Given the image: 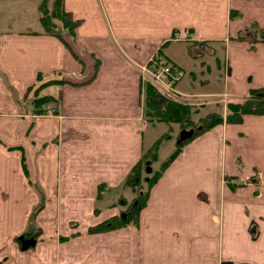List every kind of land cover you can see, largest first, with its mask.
<instances>
[{"label": "crops", "instance_id": "0c3cea01", "mask_svg": "<svg viewBox=\"0 0 264 264\" xmlns=\"http://www.w3.org/2000/svg\"><path fill=\"white\" fill-rule=\"evenodd\" d=\"M42 2L0 0V264H264V115L187 143L138 226L90 232L137 197L144 154L161 139L146 180L187 133L149 116L144 66L161 55L188 75L166 104L226 116L264 89V0H63L79 25L57 34ZM52 80L38 114L30 87Z\"/></svg>", "mask_w": 264, "mask_h": 264}, {"label": "trees", "instance_id": "16d2710c", "mask_svg": "<svg viewBox=\"0 0 264 264\" xmlns=\"http://www.w3.org/2000/svg\"><path fill=\"white\" fill-rule=\"evenodd\" d=\"M50 0H43L40 10L42 12L41 22L45 30L49 33H59L57 31V25L54 20H59L62 22L64 29L69 30L70 32H75L79 21H74L69 13L64 10L63 0H55L53 7L50 9L48 3ZM43 76H40L38 80L41 81ZM61 80H52L44 82L41 84H35L30 87V93L27 98L30 96L33 98L32 102L37 107L40 108L38 114H43L41 108L46 104L53 102L55 99L52 97H39L40 91L47 85L54 83H61ZM32 89V90H31ZM148 106L151 108L150 113L155 118V120L166 122V123H178L184 129H189L192 131L191 137L186 140H183L178 143L177 149L175 152L161 165L159 171H155L152 177L148 180L147 190L141 191L138 193L134 201L129 205L126 212L121 215L115 216L98 226L90 229L91 233L99 232H109L116 230L118 228L125 227L130 224L138 226L140 223L141 212L148 205L149 197L152 188L157 184L159 179L162 177L166 169L171 165V163L178 157L181 153L182 148L192 142L198 136L212 130L219 124L230 123V122H240L242 121L245 115H264V89H257L250 91L249 95L241 102H230L227 105L228 113L226 116L218 113H211L207 116L194 121L192 111L187 106L178 105L175 102H169L165 105H160L155 97V93L151 88H148L147 92ZM149 114V111H148ZM150 114L149 116L152 117ZM152 117V119H154ZM161 144V139L154 144V146L144 154L141 161L133 168L130 175L126 180V184L132 186L134 189L141 188L143 181V172L148 169L149 166L154 164L158 160V151ZM35 213L33 215V218ZM30 239L33 234H26ZM20 237L16 240L21 244ZM231 264V263H224Z\"/></svg>", "mask_w": 264, "mask_h": 264}, {"label": "built area", "instance_id": "2783aa9c", "mask_svg": "<svg viewBox=\"0 0 264 264\" xmlns=\"http://www.w3.org/2000/svg\"><path fill=\"white\" fill-rule=\"evenodd\" d=\"M183 76L184 72L180 68L164 62L161 57L154 56L149 65L143 68L142 82L161 94L177 99L176 84Z\"/></svg>", "mask_w": 264, "mask_h": 264}, {"label": "rangeland", "instance_id": "374dc122", "mask_svg": "<svg viewBox=\"0 0 264 264\" xmlns=\"http://www.w3.org/2000/svg\"><path fill=\"white\" fill-rule=\"evenodd\" d=\"M51 1H49V3H48V7L51 9L52 7H53V3H50ZM50 4V5H49ZM58 21V20H57ZM54 22H55V20H54ZM56 23V22H55ZM176 52H178L179 54H181L182 55V48L181 47H179L178 49H177V51ZM183 56V55H182ZM184 57V56H183ZM221 59H223V57L221 56ZM203 63L204 64H210V65H213L214 63H215V59L213 58H210L209 56H208V54L206 53V56H205V60L203 61ZM222 74H223V70H222V72H221ZM187 79H188V75L187 76H185L184 78H183V80H182V84L183 83H186V81H187ZM147 87V86H146ZM32 90V89H31ZM145 90H146V88H145ZM156 97V96H155ZM33 98H31V100H32ZM165 98H163V97H161V96H159V104L160 105H165L166 103H165V100H164ZM30 100V101H31ZM148 99H147V101H146V111L148 112L149 111V114L151 115V113H150V110H151V108H149V106H148ZM51 103V102H50ZM206 106V105H205ZM205 106H203V107H205ZM209 106H206L205 108H204V111L201 109V107H197V108H195V112L193 113V117L195 118V119H199V117H203V116H205L206 114H208V113H210L211 111H209V108H208ZM211 107H215V105H213V106H211ZM217 108V107H216ZM219 108V107H218ZM206 109V110H205ZM51 110V112H49L48 110L47 111H45L44 113L46 114V113H48V114H53V112H54V109L53 108H51L50 109ZM215 110H217V109H215ZM152 116V115H151ZM153 117V116H152ZM154 118V117H153ZM155 119V118H154ZM167 127H169L168 125H164V126H157V128H156V131L157 132H159L160 131V129L161 128H164V129H167ZM178 130L179 129H177V130H175V131H177L176 133H177V136L179 137V132H178ZM186 130H189V129H186ZM181 134H182V132H181ZM181 134H180V139H181ZM177 141H179V140H177ZM174 142H175V140H174ZM163 148V147H162ZM173 149H176V144L175 143H172L171 145H170V147H169V149H167V150H165L164 151V149H162V151H161V155H162V158H161V160H163L164 158H165V156H167L168 154H170L169 152H171ZM155 168H159V165L157 164L156 166H155ZM144 171H146V170H144ZM154 172L155 171H152V173H151V175H147V179L145 180L143 177V181H142V185H143V188H142V190L143 191H146V190H144V189H146V187H147V182H148V180L152 177V175L154 174ZM143 174H144V172H143ZM141 190V188H137V191H138V193L139 192H141L140 191Z\"/></svg>", "mask_w": 264, "mask_h": 264}, {"label": "water", "instance_id": "95a60500", "mask_svg": "<svg viewBox=\"0 0 264 264\" xmlns=\"http://www.w3.org/2000/svg\"><path fill=\"white\" fill-rule=\"evenodd\" d=\"M191 135H192V131L187 132V133H182V134H181V139H180L179 142H181V141H183V140H186V139H187L188 137H190ZM33 243H34L33 240H28V241L25 242L23 248L25 249V248L29 247L31 244H33Z\"/></svg>", "mask_w": 264, "mask_h": 264}]
</instances>
